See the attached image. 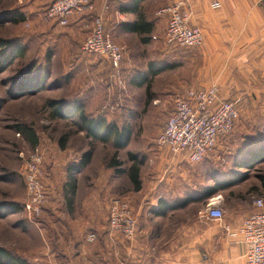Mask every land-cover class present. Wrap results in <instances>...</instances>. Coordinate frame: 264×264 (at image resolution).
<instances>
[{
  "label": "rangeland",
  "instance_id": "1",
  "mask_svg": "<svg viewBox=\"0 0 264 264\" xmlns=\"http://www.w3.org/2000/svg\"><path fill=\"white\" fill-rule=\"evenodd\" d=\"M25 3L26 0H0V12L13 10L24 15V19L16 23L0 21V38L25 46L23 58L0 72V200L22 202L24 184L18 153L25 154L34 145H42L44 149L41 170H44L45 156L54 151V147L58 146L60 149L61 141L64 146L61 150L70 149L73 153L91 146L94 159L102 161L107 167L114 153L111 141H95L90 144L82 132L77 131L75 117L67 120L48 117L46 101H71L82 95L86 113L95 110V106L87 104L88 102L102 97L105 100L110 99L116 106L117 123L126 124L130 130L126 146L117 150L115 155L120 163L117 169L121 172L116 173L114 168L106 169L110 171L106 173L110 188L105 192L106 196L122 198L130 203L129 198L135 199L144 194L150 200H146L150 205L151 202L154 203L155 189L161 198L173 202L185 194L211 185L215 178L221 181L234 180L241 176L237 182L203 202H191L163 216L142 218L140 224L148 225V234L142 236V240L140 236L138 238L140 243L145 242L149 256H153L166 240L183 239L186 228L191 227L194 219L203 220L198 216L213 197L216 198L214 203L222 209L223 216L230 214L232 217L239 213L243 216L253 210L252 198L264 194V158H259L264 155V73L249 75L241 82L242 97L232 99L238 109L234 127L218 140L207 161L191 163L183 155H171L155 143V137L171 111L175 97L183 95L188 87H217L215 82L204 86L194 83L195 63L191 64L187 60L185 65L176 62L177 57L185 55L186 50L178 49L163 62L160 59L154 60L156 64L170 65L165 75L171 87L164 89V76H161L158 85L162 84L163 88L149 90L148 97L143 88L127 83L129 72L124 71L122 77H119L106 59L80 51L86 33L84 28L75 25L69 31L70 24L65 27L42 24L38 18L40 10L27 9L29 3L27 6ZM109 34L112 36L111 32ZM162 42L161 38H155L151 47L159 46L160 50ZM139 50L141 59L136 63L137 74L144 67L146 58L142 56H146L148 48L144 46ZM45 52L49 53V57H46ZM28 66L41 67L45 72L44 90L31 96L10 98L7 94V89L12 86L10 78H17ZM87 88L94 90L88 92ZM93 91H96L93 95H86ZM16 124L28 125L33 129L36 141L32 145L20 133L15 132L13 126ZM128 153L135 156L133 161L137 164V178L140 183L138 190H134L131 183L130 165L133 162L128 158ZM153 206L154 204L150 207ZM138 221L139 218H136L137 223ZM105 222L107 224V219ZM39 228H42L39 222L35 225L24 221L22 211L0 217V246L21 250L33 263L48 264L45 259L38 260L37 248L43 243L48 244L52 234L47 235L50 230L39 232ZM107 231L113 244L117 241L130 246L135 241V236L132 240H127L109 227ZM88 234L83 236L86 243L96 238L88 241ZM51 258L56 259V255Z\"/></svg>",
  "mask_w": 264,
  "mask_h": 264
},
{
  "label": "crops",
  "instance_id": "2",
  "mask_svg": "<svg viewBox=\"0 0 264 264\" xmlns=\"http://www.w3.org/2000/svg\"><path fill=\"white\" fill-rule=\"evenodd\" d=\"M26 1V6L29 3L27 9L37 10L41 5H45L51 0ZM94 1L97 10H101L100 8L105 6L101 12L103 23L111 32L114 42L121 49V61L116 72L118 76L122 77L124 71H127L129 72L127 73L129 76L127 83L133 87L145 89V84L136 86L134 83L137 80L135 78L137 74L135 71L138 70L136 63L138 59H141L139 48L147 46V54L142 56V58H146L144 67L140 68L138 72L147 76L146 83L150 91L163 88L162 84L158 85L161 76H164V89L171 87L165 75L167 70L150 75L147 66L149 63H154V60L160 59L163 62L178 50V48H170L163 42L158 50L159 46L153 48L151 43L155 38L162 39L165 27V19L156 18L154 11L161 6L179 0L141 1L138 6L140 13L143 19L151 25L148 26L149 29H146V26L145 29L136 32L131 30L130 26H126V28L121 26L122 23H128L139 15L138 13L126 14L117 10V6L128 0ZM212 3H217V5L212 6ZM187 4L191 10L189 24L200 29L202 44L192 49H184L186 50L184 51L185 55L177 57L176 62H182L184 65L186 60L191 64L195 63L194 83L204 86L215 82L217 95L220 99L232 100L242 97L241 82L249 75L264 73V0H189ZM78 19H80L79 16L68 18L71 25L69 31L75 25L79 26ZM142 39H145V42H141ZM157 54L159 57H156ZM183 75L184 73L182 81ZM87 89L88 92L94 90V88ZM94 92L96 91L86 95H93ZM80 98L83 99L84 96L81 95ZM103 102V98H97L87 104L94 106ZM65 150L67 151L65 152ZM83 151L73 153L70 149L61 150L57 146L43 159L44 170H42L41 178L46 191L45 207L49 210V214L51 213L47 218L48 226L56 232L63 230L67 236L68 244L66 246L70 249L65 252L67 256L64 259L65 264H243L244 246L239 237L228 236L222 228V224H227L234 229L245 216L240 213L233 214L232 217L230 214H224L223 219L219 222L194 219L191 227L186 228L183 239L166 240L153 256H149L147 253L149 249L146 248L145 242L140 243V238L142 240V236L148 234V225L140 224V222L144 217L154 216L150 212V206L153 204L155 206L157 200L161 198L155 189L153 204H151L152 202L150 205L147 203L146 200L149 199L144 194L135 197V199L134 197L129 198L130 203L126 200L139 221L135 241L130 246H123L125 255H119L116 250V245L119 243L115 241L113 244L107 231L103 239V246L97 249L98 257L92 256L91 250L94 247V241L86 243L83 236L86 233H93L95 238L101 230H108L105 219L107 205L111 198L109 195L106 196L105 192L110 189L108 187L109 180L106 179V173L110 172L106 169L110 170V167L108 164L106 167L98 159L95 160L94 154L91 153L86 166L73 173L70 166L77 162ZM114 169L116 170V168ZM72 178L74 179V192L69 198L65 191L70 184L68 179ZM145 206H148L149 209ZM170 212L172 211L166 214ZM38 230L40 232L43 229L39 228ZM139 236L140 238H138ZM59 249L60 246L56 250ZM37 252L38 260L45 259L48 264H58L56 259L52 260L51 258L56 253L52 252L49 244L39 245ZM140 254L145 256L141 257Z\"/></svg>",
  "mask_w": 264,
  "mask_h": 264
},
{
  "label": "built area",
  "instance_id": "3",
  "mask_svg": "<svg viewBox=\"0 0 264 264\" xmlns=\"http://www.w3.org/2000/svg\"><path fill=\"white\" fill-rule=\"evenodd\" d=\"M189 0H179L157 8L156 18L165 19L163 43L169 47L193 48L202 44V33L189 24L191 10ZM94 0H53L44 11V17L64 26L71 16L91 14L87 31L81 42L86 54L101 56L117 72L121 61V49L104 29L102 10H97ZM217 3H212L216 6ZM238 117L235 101L220 99L216 87H188L183 95L173 99L171 111L155 137V143L171 155L181 154L191 163H198L210 155L218 140L234 127ZM41 146V147H40ZM34 145L27 153H18L21 159V177L24 184L22 213L25 221L38 224L41 206L45 202V188L41 181L43 146ZM212 201L207 204L201 217L219 222L223 211ZM253 210L246 214L232 229L222 228L230 237H239L244 246L243 264H264V194L253 197ZM109 229L117 231L127 240L136 233V217L129 203L122 198H111L106 209ZM93 233L86 237L91 241Z\"/></svg>",
  "mask_w": 264,
  "mask_h": 264
},
{
  "label": "trees",
  "instance_id": "4",
  "mask_svg": "<svg viewBox=\"0 0 264 264\" xmlns=\"http://www.w3.org/2000/svg\"><path fill=\"white\" fill-rule=\"evenodd\" d=\"M49 1L45 5H41L40 8L37 9V11L40 10L39 15V22L44 23L45 25H55L58 27H62L56 23L55 20L44 17V11L45 8L48 6L50 2ZM143 0H128L125 3H122L121 5L117 6V10L119 12L123 13H133V14H139L137 17H135L134 20L130 22L122 23L121 26L125 27L130 26L131 30L137 31L140 29H149L148 26L151 25V23H148L143 19V16L140 13L139 10V3ZM23 13L17 12V11H3L0 12V21L9 20L13 23L19 22L24 19ZM91 14H84L80 15V19L77 20L79 23V28H84L85 31H87V25L90 20ZM69 24L68 19L66 24L63 26H67ZM54 26V27H55ZM127 27V28H128ZM105 31L109 33L106 26L104 25ZM110 35V34H109ZM111 37V36H110ZM112 39V37H111ZM113 40V39H112ZM114 41V40H113ZM141 42H145V39H142ZM174 48V47H171ZM190 49L185 47H179L178 49ZM80 51L84 53L81 48ZM46 53V52H45ZM25 54V46L20 44L19 42H11L7 39L0 38V72L4 71L5 69L9 68L11 64L18 60L23 58ZM46 57H49V53H46ZM48 59V58H47ZM170 65L168 64H156V63H149L147 66V71L150 75L157 74L163 70H166L169 68ZM45 72L41 69V67H35V66H28L23 69L21 74L17 77H11L9 82L12 83V86H10L7 89V94L10 98L16 99L21 98L24 96H31L35 95L36 93L41 92L45 88L44 84V77ZM135 78L137 79L134 85L140 86L141 84H145V94L149 97V88L148 84L146 83L145 74L138 73L135 75ZM104 92V91H103ZM104 102L101 104H96L95 110L93 112L86 113L84 111L83 105L84 100L82 98H77L74 100H66L63 102H60L58 100H48L46 101V108L48 111V117L49 119H62L67 120L71 117H75L76 122L78 124L77 131H81L83 133V136L90 142H101V143H107L108 141H111V145L114 148V153L111 159L108 162V166L110 168H116V172H121L120 169H117L119 166V162L116 160L115 155L116 151L120 148H123L126 146L129 136H130V130L128 126L123 123L118 124L116 119H118L115 113L116 106L112 104V101L110 99L105 100V97H102ZM13 128L16 130L15 132L20 133L31 145L36 141L33 129L29 127L28 125L23 124H16L13 126ZM63 140V138H61ZM60 148H63V142L61 141L59 144ZM91 146H89L86 150H84L82 153H80V156L75 164H72L70 166V169L75 173L79 168H83L86 166V164L89 162L90 156H91ZM209 156V155H208ZM208 156L204 157L202 161H207ZM128 158L133 162L131 163V173H130V179L131 183L133 185V189L137 190L139 187V181L137 178V164L134 163L133 160H135V156L128 153ZM259 158H264V155L260 156ZM72 173V174H73ZM240 177H237L234 180H219L215 178L212 180V184L206 187H203L202 189L193 191L192 193L185 194L183 197L178 199L177 201H168L164 198H159L156 202V205L150 208V212L154 216H163L169 211H174L175 209L182 208L186 206L187 204L191 202H203L207 198L211 197L212 195L216 194L217 192H220L235 182H237ZM68 179V189H66L65 193L70 196L74 192V179L72 178L70 180ZM42 181V178H41ZM43 182V181H42ZM43 186L45 188V185L43 183ZM25 194V193H24ZM23 202V200H22ZM22 202L17 203L12 200H0V217H4L11 213H16L18 211H22ZM45 202H46V193H45ZM45 202L41 206V213L38 217L39 225L42 227L45 232L48 231L47 235L52 234V239L49 238L48 244L50 245L52 252L56 253V260L58 264H65L64 259L67 257L65 252L68 251V248L66 245L67 243V236L65 235V232L60 230L59 232L55 231L52 227L48 226V216L49 210L45 207ZM25 221V219H24ZM138 231L137 222H136V233ZM107 234V230H101L95 240H94V247L91 250L92 256H97V249L103 246V239L105 235ZM119 244L116 245L117 251L119 255L123 256V246L124 244L121 242H118ZM60 246L59 250H56L57 247ZM60 251V252H59ZM69 253V252H68ZM74 256V255H72ZM98 257V256H97ZM111 257V255H110ZM0 264H36L30 261L27 255L25 253H21V250H12L11 248H7L4 246H0Z\"/></svg>",
  "mask_w": 264,
  "mask_h": 264
},
{
  "label": "bare ground",
  "instance_id": "5",
  "mask_svg": "<svg viewBox=\"0 0 264 264\" xmlns=\"http://www.w3.org/2000/svg\"><path fill=\"white\" fill-rule=\"evenodd\" d=\"M212 199V201H214V199H216L215 197H213V198H211Z\"/></svg>",
  "mask_w": 264,
  "mask_h": 264
}]
</instances>
